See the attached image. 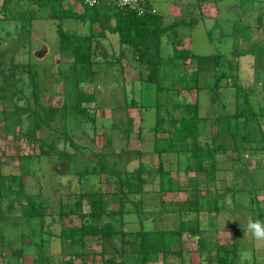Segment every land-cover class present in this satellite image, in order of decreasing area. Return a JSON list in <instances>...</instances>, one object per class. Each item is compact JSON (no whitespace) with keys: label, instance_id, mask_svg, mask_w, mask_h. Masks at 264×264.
I'll use <instances>...</instances> for the list:
<instances>
[{"label":"rangeland","instance_id":"374dc122","mask_svg":"<svg viewBox=\"0 0 264 264\" xmlns=\"http://www.w3.org/2000/svg\"><path fill=\"white\" fill-rule=\"evenodd\" d=\"M184 1L190 9L185 15H165L162 21L197 19L192 28H179L183 42L176 46L193 55L175 59V48L167 34L162 35L165 61L157 82L147 80V66L135 57L118 59L119 35L104 27L116 22L112 13L106 15L109 4L92 9L78 0H63V7L77 6L87 13L85 20L53 19L50 9L39 10L29 1L11 5L9 12L0 11L7 55L35 65L44 102L59 107L66 116H59L52 127L43 124L37 130L34 113H24L17 124L12 102L7 103L8 119L0 121V174L15 175L13 188L22 186L25 193L40 196L48 212L44 218L25 219L19 211L7 213V199H1L0 264H138L134 234L141 219L146 229H183L182 246L173 247L181 255L160 254L158 261L149 264H264V240L255 239L245 227L249 218L264 221V0H222L217 5L209 2L213 3L210 6ZM31 9L39 17L18 16ZM14 13L18 17L8 20ZM95 15L99 20L91 19ZM60 24L80 37L92 33L90 45L97 49L89 65L84 67L70 53L60 52ZM245 25L250 26L248 36L236 30ZM102 30L107 40L98 35ZM221 72L227 77L214 89ZM25 90L29 92L30 87L26 85ZM184 102L198 104L203 119L199 140L224 147L218 153L214 180L195 168L191 151L159 153L155 149L159 135L152 127L158 117L157 103L169 126L171 116L181 115ZM81 104L86 106L81 108ZM175 104L182 105L176 108ZM2 107L0 101V111ZM64 126L75 145L62 136ZM246 135L251 146L239 163L235 160L236 136L241 143ZM55 137L59 139L51 148ZM42 147L52 155L41 154ZM132 147L141 153L128 161L119 151ZM99 150L103 151L102 164L96 156ZM140 163L149 167L162 163L183 189L162 192L160 175L143 172L148 182L142 190L131 180L123 182L128 193V199H123L118 174H130ZM194 179L197 190L191 184ZM209 195L216 201L210 203ZM93 204L115 211L119 232L108 240L90 238L72 251L61 236L62 228L89 222ZM43 256L49 257V263Z\"/></svg>","mask_w":264,"mask_h":264},{"label":"trees","instance_id":"16d2710c","mask_svg":"<svg viewBox=\"0 0 264 264\" xmlns=\"http://www.w3.org/2000/svg\"><path fill=\"white\" fill-rule=\"evenodd\" d=\"M0 1L1 12H4V10L8 11L9 6H11L13 3L29 1L33 3L39 10L50 9V17L53 19L75 18L85 20L88 18L87 13H77L72 9L63 7V0ZM220 1L222 0H197V2L200 3H218ZM90 8L96 9L97 7L95 6ZM106 8V10H109L108 13H106L107 17L112 13V15L116 17V22L114 25L106 24L104 27L110 32L118 34L121 45L127 46L129 50V54H126L127 49H122L118 55V59L123 58V56L131 55L133 58L135 57L141 65H146L148 70V81H159L160 65L162 62V35L167 34L172 46L175 48L173 54L174 58H187L193 55L190 50L178 49L176 46L182 44L183 42V38L179 35V28L181 26H189L192 28L197 23L196 18H194L192 21L182 18L178 21L164 25L160 14L137 15L133 11L118 8L111 4L106 6ZM25 12L26 11H23L21 14H18V16H23L24 18L22 17V19L27 18L29 20H34L35 18L39 17V14H37V10L35 9L27 10V12ZM95 18L99 20L98 15H95V17H92L91 19L95 20ZM236 30L248 36L250 32V26L245 25L242 28H236ZM58 33L60 52L70 53L73 55L75 62L83 64L84 67L89 65L91 62V56L96 52L97 49L96 48L95 50H92L90 45V35H92V33L89 36L80 37L78 34L62 28L61 24L59 26ZM98 35L100 37L105 36V31H100ZM2 41L3 36L0 33V101L3 103L2 111H0V121H2V119H8L7 110L10 108V105L8 106L7 104L8 102H12L11 107L13 108V114L16 115L15 121L17 124L20 123L21 116L24 113L35 114V127L37 130L43 124L52 127V124L57 121L59 116L61 119H64L66 116L64 113H62L59 107L44 102L42 98L43 88L37 75L35 65L26 62H17L15 61L14 55L8 56L7 54L9 49L3 47ZM226 77V72H221L214 85H212V88L218 89L220 87V81ZM194 78L197 82V77L194 76ZM26 79L28 81H26ZM26 85L30 87L29 92L25 90ZM158 88L159 91L163 89L160 84ZM19 100H23L24 104H19ZM160 105V103H157V122L154 127H152V130L159 135V137L156 139V150L159 153H179L191 151L192 155L196 159L195 168H197L199 171H204L208 180H214L215 171L218 164V153L219 151L223 150L224 147L222 144H214L213 142L206 140L201 142L199 140V135L201 132L200 126L202 125L203 119L199 116L198 104L190 102H184L183 105L181 104L183 106L181 115L171 116L169 119V126H165L166 119L159 109ZM181 105L175 104L174 106L179 108ZM85 106L86 105L81 104V108H84ZM240 114L242 113H239L238 115ZM1 115L3 117H1ZM262 118H264V115H262ZM132 122V119H130V127L132 126ZM62 136H64V139L69 140L72 145H75L73 138L70 136V132L65 126ZM57 139H59V137L53 138L52 142L49 144V147L53 148ZM41 141L43 144H46V141ZM250 143V138L247 135L242 137L241 143L238 141L236 136L235 160L237 162H243L244 155L242 157L241 154L244 152V150L250 149ZM107 146H111L110 141H108ZM41 150V154L43 155H52V152L48 149H44V147H42ZM102 152L103 151L96 152L99 164L103 163L101 160ZM119 152L121 154H125L128 161H131L141 153V149L132 147ZM143 172H155L160 175V190L162 192H174L183 189L182 185L178 181H175L172 175L164 169L162 163H160L158 167H149L144 163H140L139 167L135 168L132 173L129 174L126 171H121L118 174V186L123 199H128V193L127 191H124L123 182L125 180H131L133 184L139 186L140 190H142L145 183L148 182L144 177H142ZM16 181L17 177L15 175L0 174V202L3 198L7 199V213L19 211L25 219H31L35 217L44 218L47 215L48 208L44 205L40 196H34L25 193V191L22 189V186L19 189L13 188V184ZM197 181V179H194V181L191 182V184H193L192 186H194L196 190L198 189ZM216 199V197L212 198V195H209L208 200L210 203L216 201ZM254 201L257 203L258 200L256 197H254ZM210 208L217 211L219 210V207L216 205H211ZM119 210H121V207ZM136 211L140 213L137 205ZM90 214L91 220L89 222H85L80 226H65L62 228L61 236L68 242L67 246L72 248V251H75L79 245H84L90 238L98 236L108 240L111 238L112 234L119 232L115 229V211L107 209L104 204H93ZM103 216H107L109 219L102 222ZM3 217L4 211L0 207V218ZM142 221L143 220L141 219L140 229L134 234V243L137 245L138 264H149L156 262L159 260L160 254L168 255L169 253L177 252L181 255V251H175L173 250V247L174 245L179 247L182 246L183 229H146ZM43 260L44 262L49 263L50 259L47 256H43ZM69 262L71 263V259Z\"/></svg>","mask_w":264,"mask_h":264},{"label":"crops","instance_id":"0c3cea01","mask_svg":"<svg viewBox=\"0 0 264 264\" xmlns=\"http://www.w3.org/2000/svg\"><path fill=\"white\" fill-rule=\"evenodd\" d=\"M72 1V0H71ZM150 2L158 9V11H159V14H160V16L161 17H164L165 15H168V16H173V17H175V16H177V15H182V14H186L187 12H188V10H190V9H188L187 7H189L188 6V4L184 1V0H156V1H153V0H150ZM213 3H205V6H207V5H212ZM217 4H219V2L218 3H216V5ZM0 5H1V1H0ZM12 5H16V3H13ZM63 6V5H62ZM75 6V5H74ZM10 7V6H9ZM12 7V6H11ZM10 7V8H11ZM10 8H9V10H8V12L10 11ZM72 10L73 11H75V12H77V13H84V11H81V10H79V9H77V6L76 7H74V8H72ZM218 10L219 9H217L216 10V13L218 12ZM3 13V12H2ZM205 15L206 16H211V17H214V16H216L215 14H211V13H208V14H206L205 13ZM16 17V13H14V15H13V17L12 16H10V14H9V19L8 20H10V19H12V18H15ZM171 23V22H170ZM167 24H169V23H167ZM164 25H166V24H164ZM183 27V26H182ZM103 37H105L104 39H106L107 40V38H108V36L106 37V36H103ZM167 39H168V35H167ZM168 42L170 43V44H172L171 42H170V40L168 39ZM119 44V47H120V51H119V53L118 54H120V52H121V50L123 49V47H124V45H121V43L119 42L118 43ZM125 49H127V47L125 46L124 47ZM126 54H129V51H126ZM173 56V55H172ZM175 59H177V58H175ZM165 61V58L163 57V55H162V62H164ZM157 122V121H156ZM202 122H203V120H202ZM154 127V126H153ZM155 149H156V146H155Z\"/></svg>","mask_w":264,"mask_h":264},{"label":"built area","instance_id":"2783aa9c","mask_svg":"<svg viewBox=\"0 0 264 264\" xmlns=\"http://www.w3.org/2000/svg\"><path fill=\"white\" fill-rule=\"evenodd\" d=\"M85 7H95L101 3L111 4L118 8L133 11L137 15L159 14L150 0H78Z\"/></svg>","mask_w":264,"mask_h":264},{"label":"clouds","instance_id":"9594fccd","mask_svg":"<svg viewBox=\"0 0 264 264\" xmlns=\"http://www.w3.org/2000/svg\"><path fill=\"white\" fill-rule=\"evenodd\" d=\"M246 230L257 240H264V221L249 218L246 222Z\"/></svg>","mask_w":264,"mask_h":264}]
</instances>
